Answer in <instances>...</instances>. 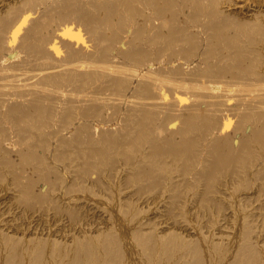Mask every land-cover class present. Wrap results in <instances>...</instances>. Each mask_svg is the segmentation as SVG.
I'll use <instances>...</instances> for the list:
<instances>
[{
    "label": "bare ground",
    "instance_id": "6f19581e",
    "mask_svg": "<svg viewBox=\"0 0 264 264\" xmlns=\"http://www.w3.org/2000/svg\"><path fill=\"white\" fill-rule=\"evenodd\" d=\"M0 264H264V0H0Z\"/></svg>",
    "mask_w": 264,
    "mask_h": 264
}]
</instances>
